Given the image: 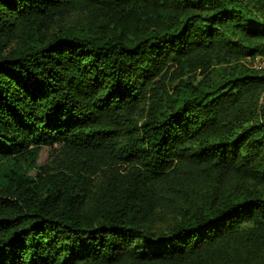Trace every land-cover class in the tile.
Returning <instances> with one entry per match:
<instances>
[{
	"label": "trees",
	"instance_id": "obj_1",
	"mask_svg": "<svg viewBox=\"0 0 264 264\" xmlns=\"http://www.w3.org/2000/svg\"><path fill=\"white\" fill-rule=\"evenodd\" d=\"M257 55L264 0H0V264H264Z\"/></svg>",
	"mask_w": 264,
	"mask_h": 264
},
{
	"label": "rangeland",
	"instance_id": "obj_2",
	"mask_svg": "<svg viewBox=\"0 0 264 264\" xmlns=\"http://www.w3.org/2000/svg\"><path fill=\"white\" fill-rule=\"evenodd\" d=\"M85 22V15L80 12L73 11L68 16H66L61 21H56L52 27V30H58L60 28H79ZM257 57V56H256ZM256 57L251 58L247 57L246 64L249 68H252L256 71H260L264 74V60L257 59ZM264 97V92H263ZM140 109L138 111V115H140ZM67 160L65 155H63L62 150L59 146H54L53 148H42L39 153V157L37 159L38 166L48 165L49 167H55L60 162H64ZM101 173L98 171L95 175H91V183L93 187L96 186L100 179ZM172 220V213L163 210L159 212L152 224V229L156 231L165 230L168 227V224Z\"/></svg>",
	"mask_w": 264,
	"mask_h": 264
},
{
	"label": "built area",
	"instance_id": "obj_3",
	"mask_svg": "<svg viewBox=\"0 0 264 264\" xmlns=\"http://www.w3.org/2000/svg\"><path fill=\"white\" fill-rule=\"evenodd\" d=\"M256 57V56H255ZM257 59H263L264 60V55H257Z\"/></svg>",
	"mask_w": 264,
	"mask_h": 264
}]
</instances>
